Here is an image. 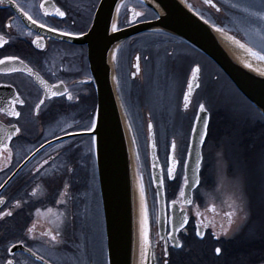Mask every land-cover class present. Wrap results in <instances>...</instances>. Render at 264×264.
<instances>
[{"label":"flooded vegetation","instance_id":"1","mask_svg":"<svg viewBox=\"0 0 264 264\" xmlns=\"http://www.w3.org/2000/svg\"><path fill=\"white\" fill-rule=\"evenodd\" d=\"M99 1L3 0L0 3V36L5 41L0 45V60L18 57L24 62L23 65L19 60L0 64V108H8L17 98L23 101L14 105L19 116L0 112V199L3 201L0 213L5 214L0 216V264L9 260L12 264H95V240L98 243L99 239L105 264L104 211L96 181L94 139L89 133L96 106V86L87 44L65 38L88 31ZM230 1L233 0H213L217 8L201 0H187V3L211 23L238 34L212 17L224 16ZM56 9L65 15H57ZM133 9L141 13L135 20L131 19ZM153 18V12L141 0H120L111 29L115 23L116 31L132 30L112 47L109 61L111 80L128 130H134L133 117L137 118V127L142 132L151 123L158 143L160 124L167 115L174 117V123L176 116L186 117L189 122L185 145L175 153L181 170L175 196L171 197L170 190L168 194L165 188L167 218L172 200L179 213L176 242L168 238L167 220L165 237L159 238L154 231L155 264H264V216L261 217L264 191L256 188L261 185L259 179L241 174L243 190L229 196L228 204L218 196H209L202 190L205 179L211 180L207 174L211 167L204 163L206 144L200 182L192 192L191 203L180 196L184 184L182 164L197 108L203 104L210 113L211 110L195 96L200 71L198 87L188 98L187 108L184 106L192 69L198 65L190 60L185 63L183 44L186 43L182 39L163 30L137 28ZM52 28L57 31H51ZM37 38L43 47L33 43ZM25 67L32 69V74L8 71ZM166 81L185 82L172 111L169 101L166 103L159 95L160 86ZM53 92L57 95H52ZM133 93L137 94L135 99L130 98ZM148 93L153 94L154 101ZM16 128L20 131L8 139ZM163 129L166 130L165 126ZM176 148L175 143L174 151ZM224 161L226 176L234 175L235 162L227 158ZM237 165L243 169L248 167V161L241 159ZM150 190L148 209L156 229V206ZM230 211L234 212L231 224L225 215ZM9 212L11 215H7ZM29 228L33 231L29 232ZM49 231L58 234L56 241L42 235ZM217 248L221 249L220 253L216 252Z\"/></svg>","mask_w":264,"mask_h":264},{"label":"water","instance_id":"2","mask_svg":"<svg viewBox=\"0 0 264 264\" xmlns=\"http://www.w3.org/2000/svg\"><path fill=\"white\" fill-rule=\"evenodd\" d=\"M119 1L100 0L88 31L79 36L65 38L70 42L87 44L90 70L96 86V107L93 119L95 127H91L89 133L94 139V160L104 211L106 262L107 264H155L154 231L157 232L159 238L165 237L168 220L170 229L168 238L172 242H176L175 233L179 228V224L176 222L179 213L176 202L174 203L172 200L168 204L170 214L168 218L166 216L163 170L155 133L149 123L144 134L149 183L156 206V229L152 224L148 209V189L146 192L145 188V209L148 214L146 225L148 251L145 257L142 254V234L140 237L138 236L136 226V164L130 148L129 132L110 76V51L117 41L132 30L113 31L111 29V21ZM201 1L204 2V0ZM141 2L153 11L155 18L138 25L137 28L163 30L198 49L218 67L264 119V70L248 66L249 64L236 55L235 50L240 44L249 47L240 35L214 25L196 13L187 0H141ZM213 4L217 8L214 2ZM191 80L192 75L189 82ZM189 82L187 85L188 97L198 87V75L192 82L191 92H189ZM200 105L191 126L183 162L184 184L182 191L184 192L183 197L187 199H190L193 190L199 183L202 145L209 121L208 110L205 107L201 110ZM177 164L178 160L174 156V149L171 145L166 170L169 180L173 178ZM172 165H174L173 175L169 176L168 169ZM142 182L146 187L144 179Z\"/></svg>","mask_w":264,"mask_h":264},{"label":"rangeland","instance_id":"3","mask_svg":"<svg viewBox=\"0 0 264 264\" xmlns=\"http://www.w3.org/2000/svg\"><path fill=\"white\" fill-rule=\"evenodd\" d=\"M238 9L241 11H246L254 8V11H261L264 14V1L260 0H234L233 1ZM155 17V16H154ZM251 48V47H250ZM249 47H237L235 50L236 55L257 69L264 70V60L258 59L248 52ZM183 51L186 53L188 60L192 61L191 64L195 63L200 68V85L196 91V98L201 100L213 114L214 130L217 126L223 127V135L218 140L217 144L213 143V140L209 136L207 140L205 154L207 162L205 165L211 167L210 174L208 176L211 180H208L205 176L206 185L202 190L212 197L222 198L223 203L228 204L229 196L238 195L242 187L240 186V176L244 174L249 179L257 180L259 179L261 185H257L256 188H260L264 191V141L259 143L255 148V151L251 153L248 158V167L241 169L238 162L243 160V153L240 145H243L248 133L254 131L257 128V124L262 122L263 117L260 112L256 110L249 102L240 94V92L232 85V83L227 79V77L201 52L183 44ZM234 51V50H233ZM257 52L256 50H253ZM188 66V64H186ZM191 66V65H190ZM188 68V73H189ZM185 82L183 81H166L160 88V96L166 99V103L169 101L170 111L176 106L177 97H179ZM148 97L154 101L153 94L148 93ZM155 97V96H154ZM190 114V113H189ZM177 120L174 123V117L172 115H167L164 122L160 124V132L158 133V149L159 157L162 159V166L165 168L167 162V156L169 154V147L171 141L176 143V151L179 153V148L185 145L183 142L186 139L187 130L189 128V122L186 117H175ZM173 119V120H172ZM161 119H158V121ZM165 126V129H163ZM163 129V130H162ZM169 129V130H168ZM132 146L134 152L138 158L142 160V163L147 162V152H146V139H142V134L136 131H131ZM216 136V130L214 131ZM257 135V134H255ZM145 138V134H144ZM242 141V143H241ZM239 142V144H238ZM258 138L256 140V144ZM214 149V152H213ZM212 154L214 155L213 159ZM225 158L231 159V162L235 160V166L233 165L234 175L226 176V166ZM137 164V163H136ZM137 167V166H136ZM139 171V168L137 172ZM136 172V173H137ZM138 177L139 174L137 173ZM177 175V174H176ZM146 176V175H145ZM142 182V177L140 178ZM211 183V184H210ZM166 189L170 196L174 197L178 189L179 179L177 176L173 181H168L166 179ZM255 190L254 188H251ZM227 197V200L224 199ZM264 216V210L261 211V217Z\"/></svg>","mask_w":264,"mask_h":264},{"label":"bare ground","instance_id":"4","mask_svg":"<svg viewBox=\"0 0 264 264\" xmlns=\"http://www.w3.org/2000/svg\"><path fill=\"white\" fill-rule=\"evenodd\" d=\"M233 1L232 2L230 1V6L227 7L226 13L224 16L220 15V16H216V17L212 16V17L214 19H217L223 25L230 27L233 30L239 32L244 37V39L248 41L247 44L249 45V47H251V49L256 50L261 55H264V23H262L258 18L256 19L252 16L250 17L247 13H245L246 11H241L240 9H238ZM260 1H264V0H260ZM245 14H247V15H245ZM248 66H252V65L249 64ZM139 94L140 93H138L137 98L140 96ZM133 95L134 96H131L130 98L135 99V96L137 94L133 93ZM138 104H140V106H141L140 100H139ZM133 119L134 120L132 122V125L135 126L134 131H136L138 134L141 133L142 139L145 141V138H144L145 132L141 131L142 128L137 127V124H136L137 118L133 117ZM131 135L132 134L129 133V137H130L129 139L131 141L130 142V148H131L132 156H133V159L135 160V164L137 163L136 164L137 170L139 168V171L137 173L139 174V176H141L143 178V172H144V175H146V164H145V162L142 163V160L136 156V154L134 152V148L132 146L133 144H132ZM208 153H206V154L208 155ZM213 157H214V155L212 154L211 159H213ZM206 159H207V157H206ZM227 159L229 161H231V159H229V158H227ZM233 162H235V160ZM95 167H96V165H95ZM96 176H97L96 181H97V184L99 186L100 183L98 180L97 171H96ZM140 180L141 179L137 175V177H136V204H135L136 209H135V214H136L137 234L139 237L142 234V221H143L145 202H146L144 190H145V188H146V192H147V189L149 190V188L144 187L143 182H141ZM141 186H143V201L141 199ZM148 195H150V194L148 193ZM148 195H147V198H148V201H150L151 199H150V197H148ZM95 244L97 246V249L94 250V252H95V264H103L101 240L99 239L98 243H96V240H95Z\"/></svg>","mask_w":264,"mask_h":264},{"label":"snow or ice","instance_id":"5","mask_svg":"<svg viewBox=\"0 0 264 264\" xmlns=\"http://www.w3.org/2000/svg\"><path fill=\"white\" fill-rule=\"evenodd\" d=\"M204 2H205L206 4H209V5H212L213 7H215V5L213 4V0H204ZM0 3H3V0H0ZM41 7H44V5L42 4ZM132 13H133V14H132V17H131L132 20H135L136 17H138V16L141 15V13L136 12L135 9L132 10ZM45 14L47 15V12H46ZM56 14L59 15V16H64V15H65V13L62 12V11H60L59 9H56ZM25 15H27V13H25ZM28 19H29L30 21H32V23H34V24L36 23V21L33 20L31 16H28ZM41 27H44V25H41ZM112 28H113V31L116 30L117 26H116L115 23H113ZM50 30L53 31V32L57 31V29H55V28H52V29H50ZM38 41H39V38H37L36 41H33V43H37L39 47H43V44L38 43ZM4 43H5V41H4L3 37L0 36V45H2V44H4ZM237 43H239V41H237ZM241 47H244V45L241 44ZM248 52H249L251 55L255 56L256 58L261 59V60H264V55H261L260 53L253 51L251 48L248 49ZM17 60H19L18 57H4L3 60H0V64L5 63V61H17ZM19 63H20L21 65H23L24 62H23L22 60H19ZM8 71H27L29 74H32V69H30V68H26V67L23 68V69L9 68ZM199 71H200V69H199L198 66H197V67H194V68L192 69V80L189 82V92L192 91V82L196 80ZM40 82H41L42 84L45 83L42 79H41ZM51 94H52V95H57V93H55V92H53V93H51ZM66 94L68 95V98H69V99L72 98L70 93H66ZM188 98H189V97H188V94L186 93V94H185V101H186V102H185V105H184L186 108H187V106H188V103H187ZM16 103H20V104H22L23 101H22V100H19L18 98H17V99H14V100L10 103V105H9L8 108H0V112H6L7 115H9V116H19L20 113L17 112V111L15 110V107H14V105H15ZM42 103H43V101H41V104H42ZM39 107H40V105L38 104V105H37V108H39ZM200 108H201V110H203V109H204V105L201 104V105H200ZM92 127H95V122H94V121H93ZM150 127H151V126H150ZM19 131H20V129H19V128H16V129H15V132H13L12 134H10L7 138H8V139H11L12 135H15V133H16V132H19ZM201 139H203V136H201ZM172 147H173V149H175V143H174V142H173ZM173 171H174V165H172V166L169 167V169H168V175H169V176H172V175H173ZM185 183L187 184L188 181L186 180ZM0 187H2V186H0ZM65 187H67V185H65ZM180 196H182V197L184 196V192H183V191L180 192ZM141 199H142V201H143V186H141ZM0 202H3L2 199H0ZM187 202H188V203H191V200L189 199V200H187ZM17 203H18V202H17ZM57 203H60V201H57ZM174 203H175V201H174ZM212 210L215 211V208H213ZM37 211H39V210H37ZM48 211L50 212L51 209H48ZM3 215H5V214H4V213H0V216H3ZM7 215H11V213L9 212V213H7ZM197 215H200V213L197 212ZM225 215L228 217V222H229V224H231V223H232V216L234 215V212H231V211H230V212L225 213ZM186 222H187V219L185 218V223H186ZM146 225H147V212H146V209H145V210H144L143 221H142V239H143L142 254H143L145 257L147 256V251H148V247H147V246H148V232H147V227H146ZM181 227H183V224H181ZM28 231H29V232L33 231V228H29ZM225 232H227V229H225ZM198 234H199V235H202V233H198ZM42 235L50 236L52 241H56V239H57V235H58V234H57V235H53V234L49 231V232L42 233ZM177 246L179 247V245H177ZM29 251H31V249H29ZM220 251H221L220 248H217V249H216V252H217V253H220ZM165 254H167V253H165ZM41 259H43V257H41ZM7 264H12V261L9 260V261L7 262Z\"/></svg>","mask_w":264,"mask_h":264},{"label":"trees","instance_id":"6","mask_svg":"<svg viewBox=\"0 0 264 264\" xmlns=\"http://www.w3.org/2000/svg\"><path fill=\"white\" fill-rule=\"evenodd\" d=\"M261 11L257 10L256 12L254 11V8L250 9V10H246L245 13H247L250 17H254V18H258L262 23H264V14L260 13ZM245 14V15H247ZM240 35V37L242 39H244V37L238 33V36ZM244 41L248 42L247 40L244 39ZM214 121H213V114L211 113V118H210V122H209V126H208V136H207V140L209 138V136L211 137V139L213 140L214 144L218 143V140L222 137L223 135V127L222 126H217L216 130V136L214 135ZM257 134V135H255ZM258 138V142L256 144V140ZM264 141V120L262 119V122H259L257 124V128L254 131H251L250 133H248L246 140L244 142L243 145H240L239 147H241L242 153H243V159L245 161H248L249 156L251 155V153L253 151H255V148L257 147V145L259 143H261V141ZM262 141V142H263ZM242 143V141H241ZM239 144V142H238ZM203 174H205L206 169H204Z\"/></svg>","mask_w":264,"mask_h":264}]
</instances>
